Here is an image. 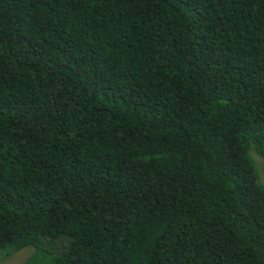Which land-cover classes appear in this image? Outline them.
I'll return each mask as SVG.
<instances>
[{"label": "trees", "instance_id": "obj_1", "mask_svg": "<svg viewBox=\"0 0 264 264\" xmlns=\"http://www.w3.org/2000/svg\"><path fill=\"white\" fill-rule=\"evenodd\" d=\"M252 153L264 0H0L1 258L264 264Z\"/></svg>", "mask_w": 264, "mask_h": 264}, {"label": "rangeland", "instance_id": "obj_2", "mask_svg": "<svg viewBox=\"0 0 264 264\" xmlns=\"http://www.w3.org/2000/svg\"><path fill=\"white\" fill-rule=\"evenodd\" d=\"M252 158L256 164L259 179L264 182V158L252 153ZM46 243L47 248L56 253L61 252L68 244V240L61 238L53 243ZM35 253V248L26 247L21 250L15 251L7 257H0V264H27L30 257Z\"/></svg>", "mask_w": 264, "mask_h": 264}]
</instances>
